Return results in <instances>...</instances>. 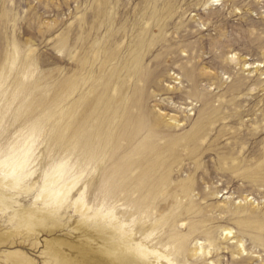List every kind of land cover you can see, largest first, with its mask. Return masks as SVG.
I'll return each mask as SVG.
<instances>
[{
	"label": "rangeland",
	"instance_id": "374dc122",
	"mask_svg": "<svg viewBox=\"0 0 264 264\" xmlns=\"http://www.w3.org/2000/svg\"><path fill=\"white\" fill-rule=\"evenodd\" d=\"M178 1L193 4V8L186 4L182 17L176 21H180V26L193 36L186 42H168L164 49L160 48V42H156L157 46L146 56L144 63L148 69H154L160 53L188 45L190 50L183 52L182 48L179 56L174 54L163 61L165 63L158 77L147 89L148 99L138 102V107L141 112L147 113L148 119L159 116H165V120L180 119L184 126L173 130V135L189 133L197 118L196 112L192 111L197 102L184 70L193 65L194 59L189 56L197 57L198 54L202 56L198 72L218 78L212 82L215 85L211 88L207 81L200 83L202 93L205 96L213 93L218 98L226 97L224 102L233 99L241 106L238 109L242 112L241 119H236L235 124L227 127L221 123L217 129L226 127L235 133V136L223 135L219 147L238 142L237 153L245 155L254 166L257 160L261 164L264 161V0H219L211 7L201 6L204 0ZM145 5L146 0H0V146L6 143L16 147L22 143L27 129H37L33 142L34 162L29 169L32 174L27 180L30 190H0V264H24L14 255L7 257V254L16 252L25 255L34 264H65L57 260L54 252L48 251L47 244L52 240L63 241L53 247L67 257L66 264H95L87 254H94L92 249L99 247V240L86 237L85 230L96 231L94 235H105L109 232L110 219L107 216L111 213L125 223L130 222L132 209L129 201H114L105 194L106 186L101 182L107 170L104 167L108 168L118 157L123 163L129 161L123 158L127 157L126 150L120 151L117 156L109 155L106 160L110 161L106 163L99 161L90 166L91 175L84 173L76 191L51 216L43 217L44 227L31 231L24 215L48 211L42 203L47 179L56 176L59 164L73 162L55 133L60 131L63 135L67 127L69 103L87 93L85 82L81 84L79 77L72 78L79 73L80 47L86 46V54L89 55L87 69L92 78L87 77L94 81L96 90L101 93L104 86L101 78L107 80L106 85L110 84L109 77L127 54L136 35V38L141 36L146 42V37L141 34L145 27L143 11L139 14L138 10L135 11ZM91 7L111 8L101 13L97 9L93 14ZM168 35L169 38L178 36L174 29H170ZM71 49L77 52L74 59L71 58ZM100 65H103L101 70ZM257 68L259 72H256ZM245 79H250V82L241 93L236 91L233 96L228 93L238 80ZM257 79L259 91L253 87ZM70 80L74 81L73 86ZM34 85L37 88L33 93ZM218 85L221 88L216 89ZM30 87L32 90H28ZM30 92L33 95H29ZM34 99L41 100V108L36 110L39 113L42 111L43 115L30 125L25 121L28 118L26 113L30 115L26 111L31 110L30 102H35ZM257 126L259 134L253 135L252 130ZM142 135L145 133L142 132ZM216 136H212V141L216 140ZM183 154L171 176L173 183L195 173L192 159ZM219 163L213 156H206L202 161L203 169L196 178L198 186L195 187L194 199L197 203L203 208L233 210L238 206L252 211L258 207L259 215L256 219L243 217L236 220L230 216L221 220L224 214L210 212L207 217L212 220L208 221L207 227L213 228L214 243L221 247L219 254H214L211 259H220L221 264H234L233 259L239 260L240 257L232 255L234 241H224L220 236L223 228H232L247 250L243 256L246 261L238 264H264V249L259 247L262 241L255 240L259 236L263 239L264 231L254 229L255 221L264 223V185L250 183L242 175V170L237 175L223 174L218 169ZM260 169H264V165ZM79 172L78 169L67 170L60 181L79 175ZM87 181L89 184H86ZM209 188H219V194L215 199L206 201ZM84 190L83 198L89 207L87 227L80 223L83 213L76 211L73 205ZM250 201L253 205L248 204ZM216 218L219 221L214 220ZM205 244L208 246L209 243ZM84 248L90 249L89 252L85 253Z\"/></svg>",
	"mask_w": 264,
	"mask_h": 264
},
{
	"label": "bare ground",
	"instance_id": "6f19581e",
	"mask_svg": "<svg viewBox=\"0 0 264 264\" xmlns=\"http://www.w3.org/2000/svg\"><path fill=\"white\" fill-rule=\"evenodd\" d=\"M218 1L204 0L201 6L205 4V7H211V4L218 3ZM186 4L193 8V4L188 2L182 4L178 0H146L145 7L135 10H138V14L141 10L143 11L142 18L145 27L141 34L146 37V42L141 36L136 38V35L135 38L138 40L134 38L127 54L121 58L119 65L108 79L111 86L106 85L107 80L104 77L101 78L102 85L104 83V86H101V93H98L97 85L90 79L92 77L87 69L89 55L86 54V46L80 45L79 73L74 74L72 78L79 77L81 84L84 81L87 93H83L78 100L69 103L66 114L67 127L63 135L60 131L55 133L57 140L62 147L65 146L64 150L66 149V153L73 162L59 164L56 176L47 179L42 192V203L47 206L48 211L43 213L41 210L38 214L27 213L24 218L31 231L39 226L44 227L43 217L51 216L76 191L79 179L84 173L91 175L92 172L88 169L90 166L99 161L106 163L110 161L106 160L109 155L117 156L120 151L126 150L127 157L123 156V158L129 161L123 163L118 157L108 168L104 167L107 170L101 182L106 186L105 194L114 198V201L117 203L129 201L132 209L130 222L125 223L111 213L107 216L110 219V225L109 232L105 235L100 233L94 235L96 231L85 230L86 237L99 240V247L92 249L94 254H87L88 258L94 259L95 264H181V262L184 264H221L220 259H211L214 254H219L221 247L214 243L213 228L207 227L208 221L212 220L211 217H207L208 214L213 211L220 212L221 215H225L221 220L230 216L236 220L243 217L256 219L259 215L258 207H255L253 211L241 206L234 210L221 207H207V209L201 207L197 199H194L195 187L198 186L197 174L202 171V161L206 156H213L221 162L218 168L221 173L230 175L241 173L242 170V175L250 180V183L258 186L259 183L264 185V169H260L263 168L264 161L259 164L257 160V165L254 166L245 155L237 153L238 142L227 143L219 147L221 146L219 141L223 135L228 133V135L235 136V133L226 127L229 124H235L236 119H241L242 112L238 110L241 106L233 99L224 102L226 97L218 98L213 93L205 96L202 93L199 89L200 83L207 81L211 84V88L215 85L212 82L218 80L217 77L206 72H198V63L202 56L198 54L197 57L189 56L194 59L193 65L184 70L185 77L192 84L194 101L197 102L196 107L192 109L196 112L197 118L189 133L173 135V130L184 126L180 119L175 117L165 120V116L148 119L147 113L141 112L138 107V102H145L148 99L147 89L158 77L159 70L165 63L163 61L169 60L174 54L179 56L182 48H184L183 52L190 50V45H188L160 53L156 58L159 61L154 69H148L144 63L146 56L157 46L156 42H160V48L164 49L168 42L173 40L186 42L193 36L180 26L182 25L180 21L176 22L182 17ZM109 8L111 7H91L93 14L97 9L101 13ZM193 20L194 18L191 19ZM170 29H174L178 36L173 37L172 35L169 38ZM81 41H86V39L82 38ZM76 53L74 49H71L72 59L75 58ZM102 67L103 65H100L99 70ZM256 72H259V68ZM249 82L250 79L238 80L228 93L232 96L236 91L241 93L246 86L248 87ZM71 84L73 86L74 81H71ZM253 87L259 91V79ZM36 88L32 90L30 87L28 90L31 89L34 93ZM219 88L221 86H216V89ZM88 92L97 94L89 95ZM42 100L45 101L43 98ZM30 103L31 110L26 111L30 115L25 112L28 115L25 121L32 125L36 119H41L43 113L36 110L41 108L40 99ZM221 123L226 127L217 130ZM36 131L37 129L33 127L27 129V134L22 137V143L16 147L6 143L0 146V190H30L27 180L32 174L29 169L34 162L33 142L37 135ZM142 132L145 133L144 136ZM214 134L217 135L216 140L212 141ZM252 134H259V126L252 130ZM183 153L192 159L191 163L194 165L195 173L178 183H173L171 176L175 172V167L179 165L180 157L184 156ZM71 169H78L79 175H72L65 181H60L62 174ZM86 184H89V181ZM218 191L219 188H209L206 201L215 199L219 194ZM84 195L85 190L73 202V205L76 211L83 213L80 223L87 227L86 217L89 207L84 201ZM247 199L248 197L245 200ZM248 204L253 205L251 201ZM214 220L219 221V218ZM255 222L254 229L264 231V223ZM220 236L224 241H234L232 255L240 258L239 260L233 259V263L245 262L246 259L243 256L247 250L243 241L236 237L233 229L223 228ZM255 240L256 242L262 241L259 247L264 249V238L259 236ZM61 242L63 241L48 242V251L54 252L57 260L66 264L67 257L59 249L53 247L55 243L60 244ZM205 243H209L208 246ZM89 250L84 248L85 253ZM13 255L24 264H34L20 252L7 254V257H14ZM94 255H97L96 258Z\"/></svg>",
	"mask_w": 264,
	"mask_h": 264
}]
</instances>
